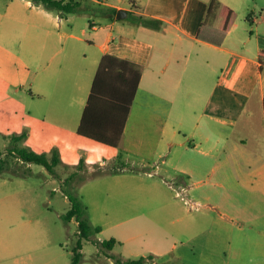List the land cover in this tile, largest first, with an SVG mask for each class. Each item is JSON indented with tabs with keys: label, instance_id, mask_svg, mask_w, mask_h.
Here are the masks:
<instances>
[{
	"label": "crops",
	"instance_id": "1",
	"mask_svg": "<svg viewBox=\"0 0 264 264\" xmlns=\"http://www.w3.org/2000/svg\"><path fill=\"white\" fill-rule=\"evenodd\" d=\"M87 1L64 15L31 0L0 7V36L15 38L14 48L0 45V98H11L10 85L30 96V104L22 96V123L34 145L46 139L35 151L57 146L73 165L82 156L93 162L90 151L99 149L102 158L120 154L131 166H150L80 186L96 237L114 238L122 259L264 264V8L248 13L251 0H241V12L236 0H220L238 15L217 40L198 33L209 0ZM119 9L160 25L118 19ZM105 54L141 70L117 147L77 132ZM29 260L58 264L44 255Z\"/></svg>",
	"mask_w": 264,
	"mask_h": 264
},
{
	"label": "rangeland",
	"instance_id": "2",
	"mask_svg": "<svg viewBox=\"0 0 264 264\" xmlns=\"http://www.w3.org/2000/svg\"><path fill=\"white\" fill-rule=\"evenodd\" d=\"M8 1L0 0V7ZM240 1L236 0V8L242 12ZM261 7L264 8V0H251L247 12L253 10L258 14ZM79 19L85 18L80 16ZM0 45L14 48L15 38L1 35ZM5 70L11 73L14 70L13 64ZM7 90L11 98H0V156L9 161L5 168L0 170V264L13 258H19L20 262L24 261L26 264L30 262L29 258L32 255L34 257L44 255L48 259L53 258L58 264H69L72 247L77 237L75 234L77 224L74 220L65 222L62 215L71 206L68 194L78 195L84 204L80 192V186L84 183L80 184L81 180L77 176L69 178L76 164H69V167L58 165L56 174H52L40 164L22 163L14 155L6 152L12 144L11 136L27 130L21 117L27 102H22V96L29 99V104L31 100L27 94L16 93L12 85L7 87ZM54 122L47 121L51 125H54ZM45 140L40 137L38 143L34 145L27 134V137L19 140L17 144L32 150H40ZM98 150L90 151L93 162L89 164L101 162L105 158L99 155ZM140 167L146 169L150 166ZM172 179L184 185L187 183L185 177L177 174L173 175ZM87 218L89 219L88 215ZM83 245V258L79 264H100V262L106 264L109 258L106 250L88 240H84ZM5 246L8 248L4 249ZM117 251L116 246L108 250L118 257Z\"/></svg>",
	"mask_w": 264,
	"mask_h": 264
},
{
	"label": "trees",
	"instance_id": "3",
	"mask_svg": "<svg viewBox=\"0 0 264 264\" xmlns=\"http://www.w3.org/2000/svg\"><path fill=\"white\" fill-rule=\"evenodd\" d=\"M33 3L42 5L48 10H55L61 15L80 12L87 0H31ZM132 6L137 7L135 0ZM114 13L116 11L114 10ZM128 17L140 24L159 27L160 22L154 18L138 15L131 11ZM237 11L220 0H209L205 16L200 24L198 33H208L220 40L225 37L237 18ZM260 70L264 68V51L259 52ZM141 75L140 66L129 60L114 55L105 54L101 57L96 74L94 76L91 91L84 107L77 132L96 141L117 147L121 138L124 124L127 120L135 91ZM27 130L14 133L12 144L7 153L12 154L22 163L40 164L52 174H56V167L69 164L63 162L60 150L57 146L49 151H35L27 147L18 146L19 140L27 137ZM9 163L6 158L0 156V170ZM74 171L69 178L77 176L84 183L88 180L104 175L120 172L124 169L138 171V167L131 166L123 160L122 155L106 159L101 162L89 164L82 156L79 162L73 166ZM70 208L62 215L65 222L74 220L77 224L76 239L72 247V258L69 264H79L83 258L84 240H88L98 247L106 250L114 264H146L154 260L152 254L142 255L136 258L122 259L114 256L108 250H112L117 244L114 238L99 240L96 233L99 226H93L87 218V208L81 198L75 194H68Z\"/></svg>",
	"mask_w": 264,
	"mask_h": 264
},
{
	"label": "water",
	"instance_id": "4",
	"mask_svg": "<svg viewBox=\"0 0 264 264\" xmlns=\"http://www.w3.org/2000/svg\"><path fill=\"white\" fill-rule=\"evenodd\" d=\"M126 14H127V11H126V10H124V9H119V10L117 11V13H116V17H117L118 19H121V18H124V17L126 16Z\"/></svg>",
	"mask_w": 264,
	"mask_h": 264
}]
</instances>
